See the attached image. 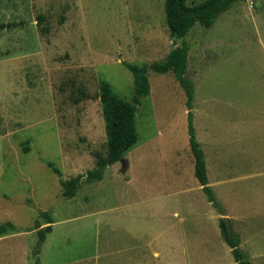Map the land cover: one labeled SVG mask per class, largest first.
<instances>
[{
  "label": "rangeland",
  "instance_id": "rangeland-1",
  "mask_svg": "<svg viewBox=\"0 0 264 264\" xmlns=\"http://www.w3.org/2000/svg\"><path fill=\"white\" fill-rule=\"evenodd\" d=\"M165 2L0 0V25L14 24L0 27V225L17 226L0 235V264H35L38 230L50 224L41 264H135L137 256L142 264H234L219 212L204 219L208 198L195 175L187 96L173 71H149L151 92L136 113L139 138L124 160L101 180L82 181L74 197L63 194L64 181L107 155L102 82L131 99L135 82L125 62L162 61L174 48ZM185 40L210 184L220 204L254 212L253 242L261 247L263 164L257 177L248 178V169L264 155L263 140L253 136L264 111V0L236 1ZM226 164L236 173L224 174ZM219 175L235 176L234 194L218 185ZM189 201L197 209L190 215Z\"/></svg>",
  "mask_w": 264,
  "mask_h": 264
},
{
  "label": "trees",
  "instance_id": "trees-1",
  "mask_svg": "<svg viewBox=\"0 0 264 264\" xmlns=\"http://www.w3.org/2000/svg\"><path fill=\"white\" fill-rule=\"evenodd\" d=\"M236 1L238 0H204L200 3L188 4V0H166V21L171 38L175 43L174 48L162 61H155L150 64L125 62L127 68L132 72L135 82V91L131 99L118 96L114 92L110 82H102L101 100L107 131V155H98L97 167L95 169L64 181L63 194L67 198L74 197L82 181L93 182L95 180H101L108 166L124 160L126 153L136 145L139 138L136 113L142 98L148 96L151 92L149 71L153 70L160 73L173 71L187 96L188 133L191 150L195 158V175L203 191L206 193L208 200L221 214L219 224L222 237L232 249L236 264H253L247 257V254L241 249L240 238L231 228L232 221L225 216L226 211L218 201L209 183L205 153L197 138V131L194 124L193 102L195 98V84L186 75L190 44L185 38L189 32L197 24H201L207 28L212 27L219 16L231 9ZM13 25V23H2L0 27L6 28ZM178 40H182L180 45H177ZM49 165L53 166L52 163ZM53 169L55 172H59L57 167L53 166ZM49 218L50 222H52L50 216ZM52 229L53 227L50 224L38 230V245L33 251L35 264H41L39 247ZM15 230H17V226L13 222L9 221L0 225V235Z\"/></svg>",
  "mask_w": 264,
  "mask_h": 264
},
{
  "label": "crops",
  "instance_id": "crops-1",
  "mask_svg": "<svg viewBox=\"0 0 264 264\" xmlns=\"http://www.w3.org/2000/svg\"><path fill=\"white\" fill-rule=\"evenodd\" d=\"M263 113H264V111L261 112V116L260 115H257V116L260 117L259 119H263V122H259L258 126L255 124V132L256 133L253 136L255 138H257L258 141L263 140V143H264V115H263ZM201 147H202V145H201ZM263 148H264V144H263ZM254 156H256V155H254ZM205 160H206V158H205ZM251 160H253L252 162L254 163V167H251V166L249 167V169H248L249 170L248 178H254V177H257L258 176L259 172H257V168H256L257 162L260 163V164L262 163L263 164V169H264V155L261 156V157H259L258 159H255L254 160V158H253ZM227 167H228V165L226 164V165H224V168H220L221 171H226L224 174H226L228 171L231 172V173H233V174L236 173V172H232L231 171L232 168L229 169ZM258 170H261V168H259ZM207 173H208V168H207ZM177 175L180 176V175H184V174H181L180 173V174H177ZM208 178H209V176H208ZM234 179H235V176H233V177H227L226 175H224V176L223 175H219L216 178V181H217L218 185L219 184H221V185H228L229 187H227L226 189H223V190H224V192H226L229 195H231V194H234L235 191H236L235 190L236 188L234 187V185H230V183H233L234 182L233 181ZM209 183H210V180H209ZM227 189H228V191H227ZM183 191H184V189H180L179 194H182ZM238 192H240V191H238ZM256 192H258V191L256 190ZM215 194H217V192ZM237 194L238 193H236V195ZM217 196H218V194H217ZM203 203H204V206H205V212H204V219H205L206 216H207L208 210H210V213H212V214L215 211H217V210L215 209V207L212 205V203L209 200L207 202V201H204V199H203ZM221 204H222L223 208L226 211V215L225 216L228 217V218H230L231 221H232V228H235V230L237 231L236 233L240 236V247H241V249L247 254V257L250 259V261L253 264H264V241L263 240H260L261 247H257V245L259 243L253 242V234H258L259 233L257 230H254L255 228L252 227V225L250 224L251 219L252 218H255L254 212L252 213L251 210H248L247 208H242V206L241 207H239V206L238 207H235L234 206L233 208H231L225 201L223 203L221 202ZM257 208L264 215V210H263L264 207L257 206ZM187 209L189 211V215L190 214H194L195 212H197V209L194 208V205L190 206V201L188 202ZM181 213L182 212H180V209L178 207H176L174 209V216L175 217H180ZM217 215L219 217H221V214L220 213H218ZM212 217H214V216H212ZM188 219H190V218H188ZM188 219H187L186 216H184V219H182L183 220V223L185 224L188 221ZM241 221L243 223H240ZM217 224L219 225V222H217ZM244 226L246 227V230L245 231H243V227ZM250 227H252L253 232H251L250 234H248L247 231H248V229ZM247 235H249V237ZM249 240H250V242H249ZM246 244H249V245L247 246ZM187 249L188 248L185 249V254H186V250ZM228 251H231L232 252V249L229 247ZM152 256L155 257V258H157V260H159L161 258L160 252L157 251V250L154 251V253L152 254ZM142 258L143 257L137 256L136 257L137 263L135 262V264H142V260H143ZM127 262H128V260L126 259V263L125 264H127ZM233 263L236 264L235 259H234V262Z\"/></svg>",
  "mask_w": 264,
  "mask_h": 264
}]
</instances>
